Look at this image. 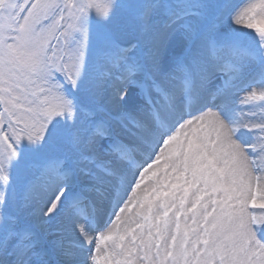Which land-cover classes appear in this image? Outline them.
<instances>
[{"label":"snow or ice","instance_id":"6c2138e0","mask_svg":"<svg viewBox=\"0 0 264 264\" xmlns=\"http://www.w3.org/2000/svg\"><path fill=\"white\" fill-rule=\"evenodd\" d=\"M0 264H264V0H0Z\"/></svg>","mask_w":264,"mask_h":264},{"label":"rangeland","instance_id":"374dc122","mask_svg":"<svg viewBox=\"0 0 264 264\" xmlns=\"http://www.w3.org/2000/svg\"><path fill=\"white\" fill-rule=\"evenodd\" d=\"M246 0H236L238 4H241ZM93 11L100 12L103 11L106 5V0H91Z\"/></svg>","mask_w":264,"mask_h":264},{"label":"bare ground","instance_id":"6f19581e","mask_svg":"<svg viewBox=\"0 0 264 264\" xmlns=\"http://www.w3.org/2000/svg\"><path fill=\"white\" fill-rule=\"evenodd\" d=\"M246 2H247V0H246V1H243V2L240 4V6L242 7L243 4L246 3ZM113 219H114V218H113Z\"/></svg>","mask_w":264,"mask_h":264}]
</instances>
